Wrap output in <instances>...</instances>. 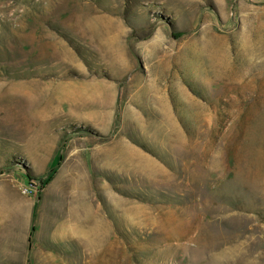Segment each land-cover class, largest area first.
Returning <instances> with one entry per match:
<instances>
[{
    "label": "rangeland",
    "instance_id": "1",
    "mask_svg": "<svg viewBox=\"0 0 264 264\" xmlns=\"http://www.w3.org/2000/svg\"><path fill=\"white\" fill-rule=\"evenodd\" d=\"M0 264H264V0H0Z\"/></svg>",
    "mask_w": 264,
    "mask_h": 264
},
{
    "label": "trees",
    "instance_id": "2",
    "mask_svg": "<svg viewBox=\"0 0 264 264\" xmlns=\"http://www.w3.org/2000/svg\"><path fill=\"white\" fill-rule=\"evenodd\" d=\"M61 156L59 153L56 154V156L54 157L53 161H52V164H51V170H50V173H49V176H48V180L51 179L52 177V174L54 172V167L57 165L58 161L60 160Z\"/></svg>",
    "mask_w": 264,
    "mask_h": 264
},
{
    "label": "bare ground",
    "instance_id": "3",
    "mask_svg": "<svg viewBox=\"0 0 264 264\" xmlns=\"http://www.w3.org/2000/svg\"><path fill=\"white\" fill-rule=\"evenodd\" d=\"M116 38H117V36H116ZM111 41V40H110ZM114 43V42H113ZM207 48H205V47H203V48H201V50H206ZM182 107V106H181ZM55 113V112H54ZM99 114L101 115L102 114V112H99ZM100 116H97L96 117V119H98ZM73 200V199H72ZM72 202V201H71ZM74 202V201H73ZM73 204V203H72Z\"/></svg>",
    "mask_w": 264,
    "mask_h": 264
}]
</instances>
